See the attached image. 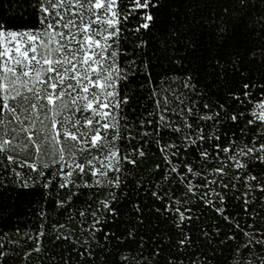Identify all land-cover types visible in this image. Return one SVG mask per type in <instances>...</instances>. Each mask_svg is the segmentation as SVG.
Masks as SVG:
<instances>
[{
	"label": "snow or ice",
	"instance_id": "obj_1",
	"mask_svg": "<svg viewBox=\"0 0 264 264\" xmlns=\"http://www.w3.org/2000/svg\"><path fill=\"white\" fill-rule=\"evenodd\" d=\"M12 4L0 264H264V0Z\"/></svg>",
	"mask_w": 264,
	"mask_h": 264
},
{
	"label": "trees",
	"instance_id": "obj_2",
	"mask_svg": "<svg viewBox=\"0 0 264 264\" xmlns=\"http://www.w3.org/2000/svg\"><path fill=\"white\" fill-rule=\"evenodd\" d=\"M9 5H12L14 7V4H12V0H0V16L8 15L11 18V22L18 23L21 26H25L30 21H22L19 20L18 16H12L11 11L5 12V9H8ZM9 199H13V197H10ZM15 207L11 209L13 212V219H21L23 222L19 225L21 228L25 227L28 223L31 221L27 220L26 217L29 215V208L30 204L34 203L36 199H38V194L36 196H33L31 194H25V193H19L15 197ZM148 205L151 204V200H148L146 202ZM123 207V206H122ZM241 210L240 203L235 204H229V212L235 214ZM242 214V213H241ZM63 215V214H62ZM63 222V220H61ZM0 225H7V227H3L2 230L7 231L9 228H11L13 225L6 219L5 221H0ZM35 225H33L34 227ZM113 230H116L115 228ZM123 231V227H121L118 231V234ZM137 248V242L128 241L127 243L120 246L119 250L124 249H132L135 253V249ZM230 253L225 252V256H228Z\"/></svg>",
	"mask_w": 264,
	"mask_h": 264
}]
</instances>
